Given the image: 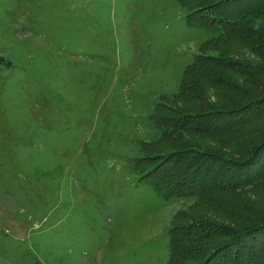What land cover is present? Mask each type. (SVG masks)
Returning a JSON list of instances; mask_svg holds the SVG:
<instances>
[{"label": "rangeland", "instance_id": "1", "mask_svg": "<svg viewBox=\"0 0 264 264\" xmlns=\"http://www.w3.org/2000/svg\"><path fill=\"white\" fill-rule=\"evenodd\" d=\"M57 1L0 0V52L14 62L12 67L0 65V137L7 144L6 160L13 162L15 159L22 167L20 169L30 177L38 176L33 180H24V173L18 174L17 182L27 191L25 201L16 199L8 186L0 184V230L9 235V239L17 237L24 241V248L29 246L30 241L40 242L28 247L36 250L34 258L28 261L18 258L21 255L29 256L20 244H16L14 249L13 242L7 244L11 246L10 249L0 243V251L10 258L8 263L168 264L171 230L192 224L188 217L201 218L205 212L212 211L229 215L235 223L246 225L252 221V210L242 213L247 209L234 207L230 210L223 205L211 209L212 204H205L202 197L186 196L187 193L182 192V183L180 186L177 181H184L185 184L192 181L189 175L177 177V166L181 162L184 164L178 167L184 168L205 158L212 161L210 167L213 169L214 165H223L227 159L243 160L247 156L253 136L247 138V142L241 136L239 140H234V145L230 143V146H226L217 138L210 139L193 130L190 124L181 125L184 117L190 116L196 109H209L213 104L221 108L228 105L224 100L228 99L226 94L231 87L223 80H220L222 85L204 82V100L184 94L174 101L160 100L152 115V122L174 129L154 142L144 143V156L135 165L139 184L124 187V176L112 163L106 176L99 178L89 172L86 174L84 170L88 161L79 160L80 156H77L72 163L76 171L69 179L71 196L62 197L59 192L49 188L45 181L51 179V174L45 173L51 167L46 166L50 158L46 152L48 146L42 148L35 143L41 141L45 144L48 140L38 136V128L33 133L27 127L35 124L30 111H26L28 102L24 93L31 71L30 62H39V68L44 71L39 79L41 84L48 76H53L51 72L58 65L74 67L73 58L67 57L71 50L77 52L84 49L107 54L116 68L115 72L111 71L116 86L113 85L114 88L107 92L98 112L101 120H106L105 102L112 91L107 103L117 111L111 117V129L115 132L127 128L121 99L131 104V87L135 88L133 102L137 100L149 104L133 112L138 116L148 114L153 101L161 94L177 92L186 60L193 55L202 39V34L191 30L180 17L177 0H59L69 2L62 6ZM48 11L52 16L44 18ZM257 58L252 56V59ZM77 62V66L83 68L80 66L84 64L83 61ZM72 79H75V75ZM236 82H241V79ZM122 86L126 88L120 97L115 89ZM31 89L36 95L35 82ZM47 92L33 96L31 100L34 106L39 107L40 115L35 108L33 110L39 119L54 106L51 100L55 94L51 90ZM151 95L157 98H150ZM12 113L20 116L19 123H9L15 127L13 133L6 126V118ZM137 115L132 116L133 121H137ZM253 123L257 127L242 119L240 130H259L254 137H263L264 116ZM92 127L93 124L91 130ZM72 134L73 130L52 131L50 146L65 145L69 149L64 140L71 137L73 147ZM116 138L110 139L114 142ZM86 143L87 139L83 146ZM183 151L186 152L185 157L178 160L177 155ZM36 172L40 173L34 174ZM81 172L83 175H80ZM208 177H203L204 185ZM231 189L236 192L235 195L244 196L251 208L264 210V180L243 187L242 191L240 188ZM56 202L59 204L56 205ZM224 219H214L221 224L215 225L218 230L227 226ZM226 238L222 236L221 239ZM6 261L0 259V264Z\"/></svg>", "mask_w": 264, "mask_h": 264}, {"label": "trees", "instance_id": "2", "mask_svg": "<svg viewBox=\"0 0 264 264\" xmlns=\"http://www.w3.org/2000/svg\"><path fill=\"white\" fill-rule=\"evenodd\" d=\"M57 3L62 6L69 2L58 0ZM177 8L180 17L189 28L202 34L201 42L194 49L193 55L188 56L186 60L177 92L169 95L161 94L160 98L153 101L148 114L138 116L133 112L140 106L143 105L146 108L149 104L137 100L133 102L135 88L131 87L133 90L130 97L131 104L128 105L121 99L125 109L123 115L128 123L126 129L115 130V132L111 129V117L117 112L107 103V98L112 91L105 102L106 120H101L98 112L107 92L116 86L113 76L116 68L115 65L112 66L113 61L107 54L84 49H79L77 52L71 50L67 53V57L73 58L74 67L58 65L51 72L53 76H48V79L42 80L41 84L39 79L44 71L39 68V62H30L31 71L27 76L28 82L24 93L28 102L26 111H30V117L35 124L33 127L30 125L27 127L33 133L34 129L38 128V136L43 140L46 137L45 140H48L45 144L35 141L42 148L48 146L46 152L50 158L46 166L51 167L47 168L45 173L46 175L50 173L51 179L49 181L45 179V181L52 191L59 192L62 197H70L69 179L76 171L72 163L77 156H80L79 160L81 158L88 161V166L84 170L86 174L89 172L90 175L99 178L106 176L111 170L112 163L124 176V187H127V184L130 186L133 183L139 184L135 165L144 156L143 149L146 147L144 143L154 142L174 129L173 127L167 129L152 122V115L160 100L174 101L181 94L198 96L197 99L204 100L206 96V91L202 90L204 82L212 81L215 82L214 85H222L220 80H223L227 86L231 87L226 94L228 99L224 100L228 107L221 108L213 104L209 109H196L190 113V116L184 117L181 125L190 124L193 130L210 139L217 138L226 146H230V143L234 145V140H239L241 136L246 142L247 138L253 136V142L250 143L251 146L246 152L247 156L243 160L227 159L226 163L216 164L213 169L210 167L212 161L205 158L185 165L184 168L178 167L184 164L181 162L177 166L178 176L175 175V177L189 175L192 179L190 184L177 180L180 186L182 183V192L187 193L186 196L197 199L202 197L201 200L205 204H212L211 209L223 205L225 209L230 210L234 207L247 209L242 210V213L252 210V221H247L246 225L235 223L229 215L225 216L212 211L205 212L201 218L188 217L192 224L187 227L182 225L181 228L177 226L171 230L168 264H264V210L259 207L251 208L244 196L235 195L236 192L231 189L240 188L239 190L242 191L243 187L264 180V136L254 137L259 130H240L242 119H245V123L252 122L253 126L257 127L253 122L264 116V0H177ZM50 16L52 15L48 11L44 18ZM49 25L48 23L47 26ZM27 40L28 38L25 39ZM236 42H238L237 45ZM251 55L258 57L257 60L252 59ZM10 58L0 52V65L14 66ZM78 60L84 63L80 65L83 67L81 69L77 66ZM253 61L256 62L252 63ZM111 71H113L112 75ZM73 75L75 79H72ZM238 79H241V82H236ZM33 82L37 85L36 95L31 89ZM125 88V86L117 87L115 93L123 96L122 90L124 91ZM47 90L55 94L51 100L54 106L39 119L33 114L35 108L40 115L39 107L34 106L31 100L33 96H40ZM149 93L151 94L150 91ZM15 115L12 113L6 118V126L11 133L16 130L9 123H19L20 119V116ZM133 115H137L135 118L137 121L132 120ZM8 119L11 121L8 122ZM91 124H93L92 130ZM55 130L58 133L63 130H73L74 146L72 147L71 137H69L67 141L64 140L69 145V149L65 145L51 147L50 135ZM111 137H117L116 141L113 142ZM85 139L87 143L83 146ZM6 147L7 144L0 137V157H2L0 158V184L8 186L16 199L25 201L27 191L21 183L17 182L18 174L24 173V180H33L38 176L30 177L26 171L20 169L22 167L15 159L13 162L6 160ZM49 147H51L50 150ZM185 153L183 151L177 155L178 160L185 157ZM37 173L40 172L34 174ZM80 175H83L82 172ZM204 176H209L205 185V182H202ZM155 186L157 187L156 184ZM152 188L155 190L153 185ZM58 204L59 202H56V205ZM216 218H226L224 221L227 222V226L222 225L223 230H218L215 226L218 224L214 220ZM8 236L0 230V243L10 249L11 246L7 244L13 242L12 249L16 247V244H20L29 256L21 255L18 258L25 261L34 258L36 250L28 247L40 244L39 241H30L29 246L24 248V241L14 236L9 239ZM222 236L227 238L222 240ZM0 253L2 254L0 259L4 258L7 260L5 264H11L8 263L10 258L5 255V252L1 250ZM41 264L46 263L41 262Z\"/></svg>", "mask_w": 264, "mask_h": 264}]
</instances>
